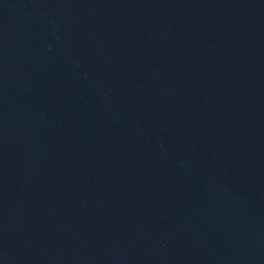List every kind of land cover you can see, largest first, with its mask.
I'll return each mask as SVG.
<instances>
[{
	"label": "water",
	"instance_id": "95a60500",
	"mask_svg": "<svg viewBox=\"0 0 264 264\" xmlns=\"http://www.w3.org/2000/svg\"><path fill=\"white\" fill-rule=\"evenodd\" d=\"M0 264H264V0H0Z\"/></svg>",
	"mask_w": 264,
	"mask_h": 264
}]
</instances>
